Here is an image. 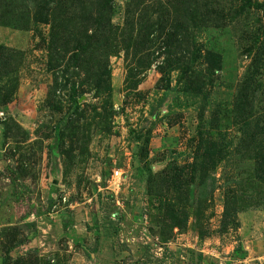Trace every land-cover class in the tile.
<instances>
[{"label":"rangeland","instance_id":"1","mask_svg":"<svg viewBox=\"0 0 264 264\" xmlns=\"http://www.w3.org/2000/svg\"><path fill=\"white\" fill-rule=\"evenodd\" d=\"M0 264H264V0H0Z\"/></svg>","mask_w":264,"mask_h":264},{"label":"built area","instance_id":"2","mask_svg":"<svg viewBox=\"0 0 264 264\" xmlns=\"http://www.w3.org/2000/svg\"><path fill=\"white\" fill-rule=\"evenodd\" d=\"M121 174L118 171H113L112 175L110 177V180H118L120 178Z\"/></svg>","mask_w":264,"mask_h":264},{"label":"trees","instance_id":"3","mask_svg":"<svg viewBox=\"0 0 264 264\" xmlns=\"http://www.w3.org/2000/svg\"><path fill=\"white\" fill-rule=\"evenodd\" d=\"M25 227H28V228H35L36 226H35V224L34 223H32V224H28V225H26Z\"/></svg>","mask_w":264,"mask_h":264}]
</instances>
